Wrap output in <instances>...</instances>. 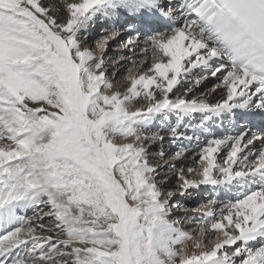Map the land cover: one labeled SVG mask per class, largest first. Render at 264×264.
<instances>
[{
  "label": "snow or ice",
  "instance_id": "1",
  "mask_svg": "<svg viewBox=\"0 0 264 264\" xmlns=\"http://www.w3.org/2000/svg\"><path fill=\"white\" fill-rule=\"evenodd\" d=\"M0 230V264H264V0H0Z\"/></svg>",
  "mask_w": 264,
  "mask_h": 264
},
{
  "label": "bare ground",
  "instance_id": "2",
  "mask_svg": "<svg viewBox=\"0 0 264 264\" xmlns=\"http://www.w3.org/2000/svg\"><path fill=\"white\" fill-rule=\"evenodd\" d=\"M44 2L46 3V4H52L54 7H56V6H58V5H60V4H63L64 3V0H44ZM68 2H73V3H75V2H80V0H68ZM99 26H97L96 28H95V31L97 30V28H98ZM98 31H100L99 29H98ZM125 33H127V32H125ZM99 37V35H98V33L96 32V33H94V34H92L89 38H88V40L86 41V46L87 47H89V48H92V44H94V43H96V40H97V38ZM94 52H96L97 53V55H99L100 54V51H99V49L97 50V47L96 46H94ZM121 49L120 48H118L117 47V45H115V43H112V44H110V46H109V48H108V51H107V53H106V59H107V61L109 62V65H111L112 67H110V68H107V69H112L113 68V70L114 71H112V76L115 74V72H116V70H117V74H116V76H114V77H112V76H109V79L113 82V84L115 85V88H114V90L115 91H123L124 90V88L127 86V80L125 79L126 77H127V75H128V72L125 74V76H123V75H121L122 73V71H123V63L124 62H122V61H119L118 60V58H117V52L118 51H120ZM137 69H132V70H130V71H132V72H135ZM115 80L116 79V81H113V80ZM199 92H200V90L198 89V92H197V94H199ZM205 93H209V91H206ZM209 97H210V99L212 100V102H216L217 100H219L220 98H218L219 97V94H212V93H209ZM216 98H218L217 100H216ZM144 106H146L145 105V103L142 101L141 102V104L140 105H134V107H144ZM217 127H219L218 125H217ZM222 130V129H221ZM213 131H215V129H213ZM188 134L190 135L191 134V130L189 129V131H188ZM123 142H127V141H123ZM175 144H173L172 142H171V139L170 138H168V137H166V139H165V141L163 142V144H162V147L164 148V150H166V151H171V149L173 148V146H174ZM149 147H150V149H151V151H152V154L153 155H155L156 154V150L158 151L159 150V148L156 146V145H149ZM154 147H156L157 149H154ZM176 147V146H175ZM193 155H194V153H193ZM194 162H192V164H193ZM183 166V165H182ZM190 166V165H189ZM166 173V175H168V174H170V173H172V172H170V171H166L165 172ZM190 178V177H189ZM205 188H207V187H205ZM208 188H211V187H208ZM202 189V188H201ZM171 190V189H170ZM202 191V190H201ZM223 191H225L224 193H226L227 192V195L226 196H223L224 197V199H221L222 201L224 200L225 202H227V201H229V200H231V199H233L235 196H237V195H239V193L237 192V190L235 189V188H233L231 191H229L228 189H224V190H222L220 193H222ZM197 193L199 196V203L198 204H194V205H192V206H185L186 208H187V211H193V210H196V211H200V213H196V214H187L184 218L186 219H188V218H190V217H194L195 219H196V223L195 224H198V222H199V220H200V218H201V216H202V214H203V211H204V209H203V205H202V203H203V201H201V198H203V197H205V196H209V190H206L205 191V194H201V193H199L200 192V190H193V191H191V193ZM204 195V196H203ZM193 196H194V194H193ZM185 199V198H184ZM180 201H182L181 200V198L179 199V202ZM177 202V201H176ZM198 202V201H197ZM202 213V214H201ZM32 215V213L31 212H29L28 213V216H31ZM193 215V216H192ZM175 218H181V217H179V215H175V217H174V219ZM185 219L183 220V221H185ZM2 230H0V232H1ZM5 233L3 232V233H1L0 234V239H2L3 238V235H4ZM36 234L37 235H49L50 233H47V232H41L40 231V229L39 228H37V232H36ZM55 239H64L65 237H62V236H56V237H54ZM214 244V243H213ZM213 244L211 245V247L213 246ZM185 248H186V250L188 251L189 250V245L187 244L186 246H185ZM195 251L196 252H199V249H195ZM189 252V251H188Z\"/></svg>",
  "mask_w": 264,
  "mask_h": 264
},
{
  "label": "rangeland",
  "instance_id": "3",
  "mask_svg": "<svg viewBox=\"0 0 264 264\" xmlns=\"http://www.w3.org/2000/svg\"><path fill=\"white\" fill-rule=\"evenodd\" d=\"M98 29H99V27L97 28V30L95 31V29H93L92 30V32H91V34H90V36L92 35V34H94V33H98V35H100V31H98ZM89 36V37H90ZM127 37V33H124V36L123 37H121V39H123V38H126ZM116 45V44H115ZM94 46H96V43H94V44H92V50L94 51L95 49H94ZM98 50V49H97ZM110 67H112L111 65H109L108 66V68H110ZM132 69H134L131 65H128L127 66V70H126V68L123 66V71L121 72L122 74L121 75H123V76H125V74L128 72V71H130V70H132ZM106 71L108 72V75L109 76H112V71H114L113 70V68L112 69H106ZM116 74H117V70H116V72H115V74L112 76V77H114V76H116ZM113 80V79H112ZM113 81H116V79L115 80H113ZM217 81L215 80V78H209L208 80H205L202 84H201V86H200V88H199V90H200V92H199V94L200 93H205L206 91H209V89L212 87V85L214 84V83H216ZM216 94H219V93H216ZM218 98H220V94H219V97ZM218 98H216V100L218 99ZM176 145H174L173 146V148L171 149V151L172 150H175L176 149V147H175ZM154 149H157L156 147H154ZM155 152H157V150L155 151ZM193 154H190L189 155V157H188V160H187V162H186V164L185 165H183L184 167H189V165L191 166V167H194L195 165H194V163L192 164V162H193ZM167 171V170H166ZM171 172V171H170ZM162 174H165L166 175V173H162ZM166 182H168L169 184H170V189H175L176 188V185H177V180H176V178L174 177V175H173V173H170V174H168V175H166ZM190 178H192V177H190ZM198 190H200V192L199 193H201V194H205V191L206 190H209V195H210V193H212V189L211 188H205V187H203L202 189H198ZM202 190V191H201ZM225 191H223L222 193H219V198L220 199H224V197L223 196H226L227 195V192L226 193H224ZM193 194H194V196H193ZM200 195V194H199ZM197 193H189L188 195H186V196H184V197H181V196H179V194H177V196L175 197V201H177V202H179V199L181 198V200L182 201H180L179 203L181 204V205H183V206H192V205H194V204H198L199 203V196ZM204 196V195H203ZM208 197L209 196H205V197H203V198H201V201H203V203H202V205H204L205 203H207V200H208ZM185 198V199H184ZM198 201V202H197ZM224 201V200H223ZM196 213H200V211L198 210V211H196V210H191V211H187V212H184V211H180V212H177L176 213V215H179V217H181L180 218V220L182 221V225H183V227L185 228V230H188V231H190L191 232V234L195 237L197 234H196V232L195 231H193L197 226H198V224H195L197 221H196V219L194 218V217H190V218H184L187 214H196ZM202 214V213H201ZM193 216V215H192ZM174 218V217H173ZM185 219V221H183ZM1 233H3V230L0 232V234ZM222 238V237H221ZM216 241V238L214 237L213 238V240L212 241H205V243L207 244V246L210 248L211 247V245L214 243ZM193 243H194V241H188V245H189V252H192V251H195V249H193L192 248V245H193Z\"/></svg>",
  "mask_w": 264,
  "mask_h": 264
}]
</instances>
